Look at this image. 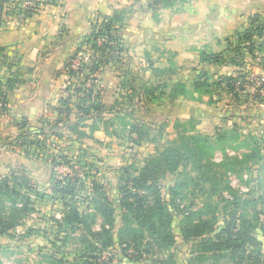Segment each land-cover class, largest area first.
I'll use <instances>...</instances> for the list:
<instances>
[{
  "label": "rangeland",
  "instance_id": "rangeland-1",
  "mask_svg": "<svg viewBox=\"0 0 264 264\" xmlns=\"http://www.w3.org/2000/svg\"><path fill=\"white\" fill-rule=\"evenodd\" d=\"M144 53L141 51L139 56L131 52L123 53L118 59L110 60L101 71L109 77V82L104 75L98 73L95 75L97 79L93 88L94 93H100V99L108 104L107 107L112 106L114 97L117 96L115 109L133 111L134 117L143 119L148 135L138 145L127 136L129 127L119 121L107 129H114L119 138L107 136L103 130H86L87 137L78 138L75 133L63 130L60 138L54 139V149H50L53 153H67L72 167L59 158V165L52 170L50 158L46 157L43 150L32 146L29 149L34 152L26 155L10 149L8 142L17 131L16 125L6 120L0 122V173H7L11 169L24 170L36 185L35 193L31 195L33 211L17 213L12 227L6 234L0 235V264H264V118L261 115L264 114V105L258 107L250 102V93L254 89L250 91L245 87L238 92V101L225 94L219 95L217 90L211 96L215 103L208 107L214 112L229 116L233 111H243L247 116L236 121L228 117L216 121L220 124L219 131L214 130L209 135L213 151L203 161L209 164L210 171L205 170L208 172V181L204 182L201 177L203 173L191 164L157 178L162 196L171 211L170 229L175 237L174 242L169 246L161 245V241H158L161 239L149 233L126 235L119 232L127 225L137 227L131 212L126 214L127 209L122 206L119 198L117 187L122 170L130 169L133 173L134 167H142L149 155L160 150L167 140L175 139L179 132L193 134L191 130L198 123L197 115L177 122L167 119L166 105L157 109L162 110V113L150 115L151 105L144 101L137 102L138 92H133V87L145 80L153 81V74L157 73L148 68L152 61L155 62L158 54ZM91 54L92 51L87 46H81L76 60L80 64L88 63ZM82 81L83 78L73 76L64 86L83 85L86 88L92 83L88 81L84 84ZM250 81L255 83L250 78L246 82ZM120 85L124 87L120 88ZM108 87L111 91L107 92ZM83 94L84 92L79 96ZM169 94L168 87L157 90L155 96L164 102L162 100L168 99ZM196 96L195 93H190L187 99ZM261 98L264 99V95ZM73 100L77 102L79 97H74ZM217 102L219 103L216 104ZM228 102L231 104H227ZM206 107L203 104V108ZM112 116L113 114H105V118ZM126 121L129 125L131 119ZM20 122L23 123L22 120ZM53 125L51 117V123L45 125V128L50 129ZM197 129L200 131L206 128L202 126L199 129L197 126ZM223 134L225 138L222 143H217L215 138ZM233 157L236 158V163L233 162ZM64 178L79 180L76 186L81 182L76 187L77 195L71 204L79 209L86 225L100 237L92 236L88 227L72 229L62 222L65 211L62 201L52 200L51 197L54 196L52 188L59 190L66 182ZM20 188L19 195L24 196V193L28 196L27 188L20 186L17 190ZM11 191L0 193V198L7 207L13 203L8 196L15 198ZM103 194L106 196L104 199L101 198ZM19 195L16 197L17 208H21L24 203ZM154 195L152 191L143 192V204L151 205ZM100 206L103 208L99 209ZM111 209V219L107 220L106 212ZM226 227L232 236L230 242L215 237L216 233ZM239 232L243 233V238H239ZM110 234L114 237V246L99 248V251L93 252L90 246H101ZM119 234L129 244L119 246ZM245 234H249L254 240H248ZM225 237L226 234L223 238ZM208 240L218 241L222 247L218 250H206L202 244ZM137 247L140 248V257L132 260ZM88 261L90 263H86Z\"/></svg>",
  "mask_w": 264,
  "mask_h": 264
},
{
  "label": "crops",
  "instance_id": "crops-1",
  "mask_svg": "<svg viewBox=\"0 0 264 264\" xmlns=\"http://www.w3.org/2000/svg\"><path fill=\"white\" fill-rule=\"evenodd\" d=\"M35 1L39 8L33 15L24 20L5 17L0 25V93L4 98L0 122L6 120L16 125L17 131L8 146L18 153L29 155L23 148L10 145L21 131L20 120L33 128L54 118L52 108L59 106L66 94L64 84L72 78L62 72L63 65L82 46L95 19L111 16L115 11L123 14L120 35L125 50L122 54L131 52L139 56L141 51L144 55L158 54L148 69H157L163 75L155 76L157 73L151 72L153 81L139 83L165 81L170 89L181 82L188 91L174 99L168 95L164 102L158 96L154 99L142 96L140 102L152 107H149L150 115L162 113L157 109L166 105L167 119L176 122L197 115V126L206 129L199 131L196 126L195 130L212 135L220 126L216 121L227 118L208 107L215 103L211 98L214 94L193 91L192 81L200 72H207L212 80L224 76L244 77V87L254 89L250 102L258 107L264 105V99L257 98L256 92V80L264 79V0H175L166 6L156 5L154 0ZM201 55H213L217 61H202ZM104 77L109 82V77ZM249 78L255 83L246 82ZM9 79L12 87L7 89ZM190 93H195L196 98L187 99ZM222 94L230 97L229 93ZM203 104L207 107L203 108ZM228 118L236 121L245 117Z\"/></svg>",
  "mask_w": 264,
  "mask_h": 264
},
{
  "label": "trees",
  "instance_id": "trees-1",
  "mask_svg": "<svg viewBox=\"0 0 264 264\" xmlns=\"http://www.w3.org/2000/svg\"><path fill=\"white\" fill-rule=\"evenodd\" d=\"M173 1L175 0H154L153 2L156 5L166 6L171 5ZM21 2L22 0H0V25L3 18L9 17V15L17 17L19 20H24L35 13V11L28 8H21ZM122 22V11H115L111 16L101 15L95 19L89 35L81 42L82 46H87L89 50L92 51L88 63H81L77 70L71 68V63L80 51L81 46H79L75 53L67 59L62 67V72L70 77H80L83 75L82 82L84 84L88 83V81H92V83L87 85L88 87L86 88H83V85H67L64 89L66 96L61 97L58 107L52 108V112L54 113V125L50 129L45 128V125L51 123V120H45L41 127L33 128L28 127L25 123H21V131L16 135L13 139V143H10V145H15L19 149L23 148L27 154L34 152V150L29 149V147L32 146L43 150L46 157L50 158L51 167L52 170H54L60 163L58 161L59 158L64 160L65 164L69 166L71 164V159L67 158V153H53L50 149H54L55 140L56 138H60L62 134L61 131L63 130L75 133L78 138H86L88 135L86 130H89L90 132L103 130L106 135L109 134L108 136L119 138L117 133L114 132V129L111 131L107 130L109 126H114V124L119 121L120 124L125 127H129L127 136L137 145L145 138V136L148 135V128L144 125L143 119L134 117L133 111L126 112L122 108L115 109L117 99L111 107L106 108L100 99V93L93 92V88L96 85L94 83L97 79V76L95 75L100 73L104 66L109 64L110 60H113L114 58L118 59L125 50L120 35L123 28ZM216 59L217 57H214L213 55H201L202 61H217ZM154 71L157 72L155 76H160L164 73L159 72L157 69H154ZM94 76L96 78H94ZM244 84L245 80L242 76H224L222 78H218L217 80H212L207 72H200V74L192 81V88L195 92L206 94H213L215 90L218 91L219 95L222 92L229 93L232 100L238 101V92L242 90V88L244 90ZM6 87L7 89L12 87L10 79L7 80ZM121 87H124V85H121ZM167 87V83L164 81V83L159 84H138L134 86L132 90L133 92L137 90V102H140L142 96L147 99H154L157 97L155 96L157 90L161 91ZM82 92H84V94L79 96ZM187 92V89L181 82L175 83L173 87L169 89L171 99L176 98L178 95H185ZM257 96V98L262 99L259 94H257ZM74 97H79V100L74 102ZM0 101H2L0 106L2 109L4 108V98L2 93H0ZM129 101L132 100L130 99ZM73 107L74 109H72ZM105 114H113V116L105 118ZM72 115H74L73 118ZM232 116L245 117L247 115L243 111H233L229 116L226 115L225 117ZM127 119H131L129 125L127 121V124L125 122ZM215 130L219 131V128L216 127ZM194 131L195 128L191 130L193 134L189 135H185V132L187 134V131L179 132L175 139L167 140L165 145L161 147L160 150H157L155 153L146 158L142 167L133 168L134 174L130 169L122 170L119 186L117 187L120 195L119 198L122 206L127 209L126 214L128 215V213L131 212V216L134 217L135 225L137 227L127 225L125 228H121L119 232L126 235L128 233L134 234L137 232L140 234L149 233L158 239L160 238L161 240L158 241H161V245L169 246L174 242L175 237L170 229L172 221L170 214L171 211L167 206L166 200L162 196L157 178L161 174L176 172L181 166L191 164L197 171L203 173L201 175L203 181H208L206 178L208 172L205 170L210 171V168L209 164H206L207 162L203 163V161H206L205 159L210 155V152L213 151V143L211 142L212 138L204 133ZM133 134L135 135L134 138ZM224 138L223 134L221 136H217L215 139L217 143H222ZM48 140H50V142H48ZM36 156L38 155L36 154ZM232 160L236 163L235 157H233ZM65 181L66 182H64L63 186L59 188V190L52 188L54 196L53 198L51 197L52 200L62 201V205L65 209L63 212L62 222H65V225L71 227L72 229L83 226L88 227L81 212H79V209L71 204V201H73L77 195L76 187L81 185V182H79L76 186L75 184L79 180L71 181L70 179H66ZM20 186L27 188L26 190L29 191L28 196H30V198L25 196L24 193H22L24 196L19 195L21 193V188L17 190V187ZM9 190H12L11 192L15 195V198L11 199V196L8 194L9 200L13 202L8 207L4 205L0 198V235L6 234L10 227H12V222L14 218H16L17 213L20 214L22 212L33 211L31 205L33 204V199L31 195L32 193H35L34 191L36 190V185L23 170H10L7 173H0V193H3L4 191L8 192ZM170 190L174 191L173 188H170ZM146 191H152L155 193L153 203L151 205L143 204V192ZM17 195L21 196L19 197L20 200L24 201L21 208H17L16 206ZM102 197L103 199L106 198L104 194L101 195V198ZM132 200L133 203H130ZM102 208L103 206L99 207V209ZM112 212V209L106 212L107 220L111 219ZM87 230L92 236L100 237V235L93 232L90 227H88ZM225 234L226 237L223 238ZM237 235L239 238H243L242 232H239ZM245 235H247L248 240H254V238L249 236V234ZM119 236L121 238L119 246H122L124 243L129 244V242H126V240L122 238V234H119ZM215 237L221 241L226 240V242H230L232 239L230 230L227 227L216 233ZM243 241L245 240L243 239ZM113 242L114 237L110 234V237H108V239L105 240L101 246L96 244L90 247H92V251L95 252L99 251V248L106 249L110 246H114ZM202 245L205 246L206 250H218L222 247L220 242L213 240L203 242ZM139 249L140 248L137 247L136 254L132 256V260L139 259ZM86 263L90 262L88 261Z\"/></svg>",
  "mask_w": 264,
  "mask_h": 264
},
{
  "label": "built area",
  "instance_id": "built-area-1",
  "mask_svg": "<svg viewBox=\"0 0 264 264\" xmlns=\"http://www.w3.org/2000/svg\"><path fill=\"white\" fill-rule=\"evenodd\" d=\"M20 7L23 8V9L28 8V9L33 10L35 12L39 8L38 4H37V2L35 0H22V2L20 4ZM79 66H80V63L75 58L74 61L71 63V68L74 69V70H77V68ZM256 82H257V85H258V90H257L258 94L260 96L264 95V79H257Z\"/></svg>",
  "mask_w": 264,
  "mask_h": 264
}]
</instances>
